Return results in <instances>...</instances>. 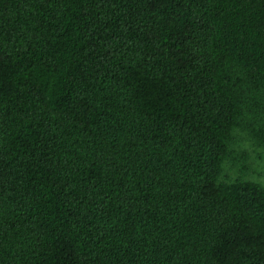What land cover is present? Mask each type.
Returning <instances> with one entry per match:
<instances>
[{
    "label": "trees",
    "instance_id": "trees-1",
    "mask_svg": "<svg viewBox=\"0 0 264 264\" xmlns=\"http://www.w3.org/2000/svg\"><path fill=\"white\" fill-rule=\"evenodd\" d=\"M247 100L264 0H0V264H264Z\"/></svg>",
    "mask_w": 264,
    "mask_h": 264
},
{
    "label": "rangeland",
    "instance_id": "rangeland-1",
    "mask_svg": "<svg viewBox=\"0 0 264 264\" xmlns=\"http://www.w3.org/2000/svg\"><path fill=\"white\" fill-rule=\"evenodd\" d=\"M262 110L261 104L251 100L243 104L230 141V153L222 163L220 181L252 180L264 184V139L257 133Z\"/></svg>",
    "mask_w": 264,
    "mask_h": 264
}]
</instances>
